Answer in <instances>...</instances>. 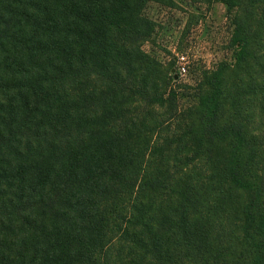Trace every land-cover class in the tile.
<instances>
[{
    "label": "trees",
    "instance_id": "16d2710c",
    "mask_svg": "<svg viewBox=\"0 0 264 264\" xmlns=\"http://www.w3.org/2000/svg\"><path fill=\"white\" fill-rule=\"evenodd\" d=\"M189 1L235 50L180 109L173 0H0V264H264V0Z\"/></svg>",
    "mask_w": 264,
    "mask_h": 264
},
{
    "label": "rangeland",
    "instance_id": "374dc122",
    "mask_svg": "<svg viewBox=\"0 0 264 264\" xmlns=\"http://www.w3.org/2000/svg\"><path fill=\"white\" fill-rule=\"evenodd\" d=\"M173 1L172 6L153 2L145 6L143 15L155 24V30L143 50L171 66L175 84L180 86L179 108L185 109L197 104V87L206 74L222 61H233L232 13L221 3Z\"/></svg>",
    "mask_w": 264,
    "mask_h": 264
},
{
    "label": "built area",
    "instance_id": "2783aa9c",
    "mask_svg": "<svg viewBox=\"0 0 264 264\" xmlns=\"http://www.w3.org/2000/svg\"><path fill=\"white\" fill-rule=\"evenodd\" d=\"M180 59L183 60L184 57H181ZM180 70H181L182 72H185V68H184V67L180 68Z\"/></svg>",
    "mask_w": 264,
    "mask_h": 264
}]
</instances>
